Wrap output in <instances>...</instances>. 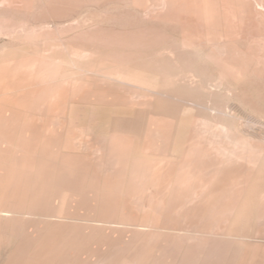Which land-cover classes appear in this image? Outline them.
<instances>
[{
    "label": "rangeland",
    "instance_id": "1",
    "mask_svg": "<svg viewBox=\"0 0 264 264\" xmlns=\"http://www.w3.org/2000/svg\"><path fill=\"white\" fill-rule=\"evenodd\" d=\"M201 2L202 8L206 4V7L208 5L213 11L211 19L204 22L207 31H203L202 23L197 29L201 28V31L209 35L202 39H184L186 32L193 33L196 30L195 17H192L195 15L191 14L188 22L182 18L166 19L161 8L149 10L147 13L141 12L132 0H127L126 4L125 0H0L2 135L5 132L11 134L12 125L9 123L14 122L15 113L19 109L24 110L22 121L42 123V130L47 126V117H68L63 112L69 108L68 114L75 116L77 122L86 123L91 118L97 120L94 121L98 122L96 126L87 127L89 132L96 131V134H89L94 138V146L99 140L100 145L108 144L111 149L113 140L123 137L134 142L131 149L138 156V148L144 146L145 139L148 141L147 147L151 145L155 150L154 152L149 147L148 151H145L147 153L144 152V155L139 157L144 156L148 162L149 194L155 187L150 181L151 172H158L159 200L154 201V206L149 204L150 211L145 218L144 201L145 198L149 201L150 196L144 197L143 194V173H132L129 170L127 176L131 181L124 188L122 201H119L117 206L120 212L118 210L116 213L118 216L124 209V214L129 218L124 225L130 235L127 247L129 250L126 251L124 260L105 259L99 264H134L131 254L144 248L147 241L149 248L156 249L159 254L166 249V245L161 246L160 243L166 235L175 234L187 241L192 240V229L181 227L173 231L168 224L169 228L166 229L164 224L178 210L175 204L178 187L187 193L186 200L195 199L206 190L203 181H207V175L212 184L218 187L209 193V197L226 193V197L218 199L221 201L220 206L226 204L228 208L236 204L237 209L218 216L221 225L226 224L224 218L228 215L231 217L227 230H215L214 234L207 232L202 237L212 243L224 238L239 261L251 257V253H255L259 260L258 256L264 251V235H261L264 214V162L261 161L250 170L248 163H245L242 175L239 171L240 162L234 160L228 163L219 157L215 142V134H219L218 126L227 124L226 126H232L228 127L234 131L232 132L236 137L244 138L248 142L250 140L251 144L264 150V24L261 25L256 20L247 22L244 19L243 0H231L228 6L232 10L228 14L223 10L227 4L226 0ZM233 13L237 15L236 19ZM234 21H237L234 28L239 30L241 35L229 39L224 35V25L225 22ZM125 35L128 39H125ZM186 40L188 45H185ZM189 68L194 71L187 72L191 70ZM83 93L85 100L88 98L87 100L92 101L90 98L99 93L106 96V101L109 98L110 101L127 103L123 105L104 102L97 105L87 101L83 104L86 113L79 112V108L73 111L75 104H80V94ZM139 96L149 105H139ZM51 103L53 106H60L47 113V106L51 107ZM61 104H64L62 111ZM75 112L77 115H74ZM157 120L160 122L156 124ZM136 124L140 127H135ZM132 127L133 131L130 130ZM150 130L153 131L150 133ZM187 142L184 146L183 143ZM38 144L35 145V151L42 153V148L37 149ZM167 144H170L173 150ZM47 145H50L49 141ZM166 146H169L168 149ZM141 147L139 149H142ZM50 150L47 148L45 152L50 154ZM162 151H167V154ZM62 152H66L65 147ZM89 154L96 168L97 154L93 151ZM132 159L131 156V162ZM35 168L40 170V174L34 171L35 180L30 181V184H45V181H37L36 178L46 176L44 169L48 166ZM89 176H94L93 169L88 173L87 177ZM241 179L245 184L243 191H240L241 184H238ZM231 186L233 194L230 191ZM35 191L37 190L32 187L28 193L33 194ZM61 193L60 198L64 200L72 191L61 190ZM238 194V201H232ZM68 202L49 203L47 231L42 233L65 235L80 226L87 227L99 223L96 220L81 219L74 214H65ZM59 203L61 207L56 209ZM187 207L188 204L181 206L180 211ZM51 209L53 212H50ZM133 218L137 220L134 221ZM6 219L18 221L16 229H11L9 223L7 226ZM182 219L184 221L183 217ZM0 220V264H9L22 231L20 223L23 216L2 212ZM234 222L238 224L234 225ZM117 227H121L119 222ZM233 227H237V232ZM225 231L226 236H216V233ZM65 238L64 236L63 239ZM54 242L47 238V249ZM209 247L207 244L203 248ZM23 264L46 263L28 259ZM50 264L73 263L65 260Z\"/></svg>",
    "mask_w": 264,
    "mask_h": 264
},
{
    "label": "bare ground",
    "instance_id": "2",
    "mask_svg": "<svg viewBox=\"0 0 264 264\" xmlns=\"http://www.w3.org/2000/svg\"><path fill=\"white\" fill-rule=\"evenodd\" d=\"M159 72H161L160 69ZM17 94H15V96ZM156 94L157 93H155V95ZM141 97L139 99L140 101L138 100L139 105L142 103L148 104L146 100L143 97L142 98ZM129 98H131V96ZM87 99L88 98H86V100L84 99V93L80 94V99H79L80 105L81 104L83 105L84 102L86 103L87 101L93 102L97 105H100V103H104V102L121 103L123 105L127 103L126 101H120V102L116 100L110 101L109 98L107 99L108 101H106V96L99 95V93L90 98L92 101ZM28 103L30 104V102ZM23 112H24L23 109H19L16 111L15 122L12 125L11 134L5 132L2 135L0 130V213L9 212L10 215L11 213L12 215L13 213H15L16 215H20L21 217L23 216V220L20 223L22 231L18 237V243L16 242L17 247L8 263L23 264L25 261H28V259L39 260L41 263H46V264L58 263L65 260L71 261L73 264H99L101 261H105V259L108 261L124 260L126 258L125 256L126 251L129 250L127 249V247L129 245V239H130V235L128 231L125 229L124 225L125 222L129 220V218L127 217L126 214H124L125 213L124 209L121 210L122 212L121 214L118 213L121 216L119 215L117 216L116 213L119 210L117 209V206L120 204L119 201H122L124 188L126 187L128 182L131 181V179L128 178L127 176V173L130 172L129 170H131V172L133 171L134 173L137 171L143 173L141 177L142 180L144 181L143 194L144 197L150 196L149 201H146V198L144 201L145 218L148 214V211H150L148 209L149 204H152L154 206V201L157 202L159 200L158 198L159 191L157 189V185L160 184V180H159L158 172H156L155 170L151 172L152 175L150 176V181L151 184L155 187L152 188L149 194V190L147 189L149 183L148 162H146L144 156L139 157L144 155L145 151H148L147 148L151 147L152 149V146L150 145L149 147H147L146 142L148 141H146L145 139L144 146L143 147L140 146L142 149H139L140 147L138 148V150H140L139 152H137L139 153V156L136 153L134 154V151H132L131 149V144L133 145L134 142L129 141L128 139L123 137L114 139L111 149L109 148L108 144L100 145L98 140L99 138L97 139L98 143L94 146L92 142L94 138L92 140V138L85 129L84 132L82 131V135H83L82 139L78 142V146L82 148L81 152L78 153L77 152L62 153L60 151L57 152L56 141L53 140L49 141L50 145H47V126L45 125L46 127L40 130L41 129L40 125H42V123L29 122L28 120L22 121L21 119H23ZM79 112H82L83 114L86 113L85 110L82 111L79 110ZM54 116H58V115H54ZM161 118L163 120L165 119V117L164 118L161 117ZM91 120L94 119L91 118L90 121ZM158 122L160 121L159 120H157V122L155 121L156 124ZM226 125L218 126L217 132L219 134L217 133L215 134L216 152L219 157L225 159L226 162L228 163L233 162L234 160L240 162L239 171L242 175H243L242 169H244L243 165L245 163H248V166H250L249 167L250 170L251 168L256 167V165L261 161L264 162V150L261 147L254 146L253 144L250 143V140L248 142L244 138L236 137L233 133L234 131L230 128L232 126L228 125L230 126L228 127ZM137 126L140 127L139 124L135 125V127ZM130 130L133 131V127ZM153 130L155 131L156 128ZM153 130H150L149 132L151 133ZM155 134L157 135L156 132ZM147 137H149V135H147ZM169 141L166 142L169 143ZM166 142H164V144ZM188 142L183 143V145L188 144ZM36 143H39L38 144L39 148L37 149L42 148L43 150L42 153L35 151ZM156 144H157L156 147H158V143ZM152 145H153V141H152ZM167 145L170 146V144ZM47 146L48 148L51 149L50 154H47L45 152V150H47ZM187 146L185 147L186 149ZM168 147L166 146L165 148L168 149ZM171 147L172 146H170V148ZM175 148H176V144L174 146V149ZM152 150H154V148ZM88 151L89 153L90 151H93L97 154L96 168H94L92 157L90 156L89 153H87ZM162 152L167 154L165 151ZM197 153H199V151ZM147 155L149 156L150 154ZM151 155L153 158V153ZM131 156L133 158L132 162L130 161ZM156 159H160V158H156ZM188 162L190 163V160ZM233 164L234 163H232V165ZM41 165L48 166V168L44 169L46 176H44L41 179L37 177L36 180L37 181L43 180L45 181V184L33 186L30 184V181L32 182V180H35L34 171L40 174V170L38 168L36 169L35 166L37 167ZM237 165L239 166V164ZM92 169L95 177L94 176L87 177L88 173H90ZM229 170H231V168ZM205 179H207V181H203V182H204V188H206V190L203 193L198 194L195 199L186 200L185 198L187 197V193H185L184 190L183 191L180 190V188L178 187L175 196L176 209L178 210L171 217H169L164 224L166 229L170 227L171 230L173 231H177L181 227L182 229L183 228L192 229L193 232L192 240L187 241V239L179 238L178 237L179 235H175V234L168 236L165 234L166 237H163L160 243L161 246L165 244L166 249L165 251L159 254L156 249L153 250L151 247L149 248L147 241L144 248L138 250L137 252H133V254H131L132 256L131 261H135L134 264H264V251L260 256H258L259 260H257L255 253H251L252 255L251 257L246 258L243 261L242 260L239 261L230 250L231 247L229 246L228 242L225 241L224 238L220 239L219 241L217 240L215 243H212L210 241H206L202 237V235H204L207 232H211L212 234H214L213 231L215 230L216 231L227 230L226 228H228V226L231 223L230 221L231 217H229L228 215L226 218H224V223L226 224L221 225L219 220L220 217L218 216L222 215V213L223 215H225L227 212L232 213L234 210L237 209L236 204L228 208H226L227 206L226 204L220 206L221 201H218V199L226 197L227 196L226 193L221 195L217 194L216 197H209V193L211 191H214L216 188L218 189V187L212 184L210 179H208V175L205 176ZM56 180L58 181L56 182ZM86 184L90 185V189L88 190L85 189ZM238 184L239 185L241 184L239 189L240 191L241 190L243 191L245 189L244 180L242 179L239 180ZM32 187L34 190L37 191H35L33 194H29L28 190H31ZM63 188H71L73 189V192L72 195L70 196V200L68 202L69 204L67 205L65 211L62 210V212L64 211L65 214L68 215L74 214L75 216H79L81 219L92 220V221L96 220L99 223L95 225L92 224L87 227L80 226L79 228L75 229L74 232L71 231L67 233L65 232L66 233L65 235L55 236L56 233L54 232L42 233L47 231L46 219H47V212L49 210L48 205L50 206L49 203L51 201H53L54 203L63 201V199L60 198V193ZM128 190L125 193L126 196L128 195ZM230 191L231 194L234 193L232 186ZM238 196H240V194L236 195V197L232 201H238L239 198ZM187 204L188 207L180 211L181 206L183 207ZM60 207L61 204L59 203V206L56 209H59ZM50 212H53V209H51ZM118 212H120V210ZM182 217L184 218V221ZM60 218L61 217H59V219ZM262 219H263V225L261 230L263 231H261L262 233L261 232L259 233H261V235H264V214L262 215ZM133 220L136 221L137 218H133ZM6 221H7V226H9L10 224L11 229L12 228L13 230L16 229L18 221L17 222L12 221L11 219H6ZM118 222L121 224V227H117ZM1 223L2 222L0 220V227H1ZM167 224L169 227L167 226ZM235 224L238 223L234 222V225ZM237 227H233L234 230ZM235 231L237 232V229ZM228 232H230V229ZM216 234L217 237H222V236L224 237L227 235V232L225 231V233L221 232L219 234L218 233ZM1 235L3 236V234ZM183 235L186 234L183 233ZM64 236L66 237L65 239H63ZM47 238L50 241L51 240L55 241L54 243H51L48 249H47ZM151 242L152 239L150 240V244ZM207 244L210 247L208 249L203 248Z\"/></svg>",
    "mask_w": 264,
    "mask_h": 264
},
{
    "label": "crops",
    "instance_id": "3",
    "mask_svg": "<svg viewBox=\"0 0 264 264\" xmlns=\"http://www.w3.org/2000/svg\"><path fill=\"white\" fill-rule=\"evenodd\" d=\"M208 1V0H207ZM231 0H226L227 4L224 6L223 10L225 13H230L231 8L228 6ZM242 1V0H241ZM132 2L138 6V10L141 12L147 13L149 10H156L161 8L162 14L166 19H180L182 18L184 21L188 22V17L193 14L195 16L194 20V26L196 30L190 31L189 33L186 32V37L184 39H202V37L208 36V33H204L207 31V27L204 26V22L206 19H211L212 17V11L209 6L205 4V7L202 8V2L201 0H132ZM127 3V0H125V4ZM178 6H181V8H177ZM243 16L244 19L249 22L251 20H256L260 22V24H264V0H243ZM233 11H235L233 9ZM233 17L236 19L237 15L233 13ZM200 23L203 25V31L197 29L200 27ZM237 25V21H234L232 23L225 22L224 25V35L231 39L236 38L241 35V32L239 33V30L234 28ZM185 29L187 27L185 26ZM186 31V30H185ZM125 39H128L125 35ZM132 39V38H130ZM137 39V38H135ZM188 41H185V45H188ZM191 70L187 72L194 71L193 68H189ZM188 76H193V74L186 73ZM195 76V75H194ZM14 102V100H13ZM54 103V102H53ZM64 103V102H63ZM17 104V103H16ZM23 104H26V102H23ZM63 105L61 104V111L63 110ZM75 108L72 109L73 111H77L78 108L82 111L84 110V106L81 104H75ZM60 104L53 106L51 103V107L47 106V113H51L55 108H59ZM68 108L64 109V114H66L68 117H47V141H56V151H63V148H66L65 153H71V152H81L82 148L78 146V142L82 139V131L86 129L88 134H96V131L91 130L89 132V129L87 127L96 126L97 120L88 121L86 123L77 122L75 120V116H71L72 114H68ZM25 111L27 109L25 108ZM82 113V112H81ZM74 115H77L76 112ZM34 121V120H33ZM61 121V122H60ZM100 121V120H99ZM14 122H15V116H14ZM14 122L10 125H13ZM35 122V121H34ZM36 123V122H35ZM49 133V134H48ZM93 140V139H92ZM65 143H67L65 145ZM94 144V143H93ZM94 147V146H93ZM48 148V147H47ZM63 153V152H62ZM87 187V188H86ZM71 190L73 192V189L71 188H63L64 190ZM84 189V188H83ZM85 189H90V185H85ZM64 196V193H61ZM72 193H69V195L63 200V201H69L70 196Z\"/></svg>",
    "mask_w": 264,
    "mask_h": 264
}]
</instances>
